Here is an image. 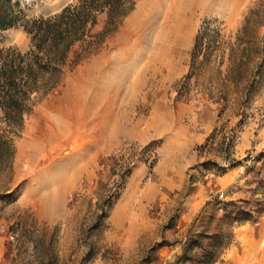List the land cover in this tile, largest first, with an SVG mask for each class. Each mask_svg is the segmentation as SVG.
Returning a JSON list of instances; mask_svg holds the SVG:
<instances>
[{
  "label": "rangeland",
  "instance_id": "obj_1",
  "mask_svg": "<svg viewBox=\"0 0 264 264\" xmlns=\"http://www.w3.org/2000/svg\"><path fill=\"white\" fill-rule=\"evenodd\" d=\"M141 1L113 27L106 14L97 17L72 48L59 85L32 97L19 134L9 132L0 111V133L14 144L11 165L0 171V264H264V0H209L193 14L183 44L169 43L174 52L166 60L158 33L168 9L154 12L157 30L144 54L114 66L100 88V108L89 121L92 127L101 121L106 138L97 142L94 128L80 130L71 145L47 149L33 164L18 162L20 150L40 136L43 115L55 114L45 106H56L93 58L123 49L111 43ZM9 2L32 19L76 0ZM8 48L24 54L30 39L20 28L0 30V49ZM220 99L230 107L217 115L207 141L192 146L201 159L184 171L182 186L166 185L165 177L156 182L162 139L140 140L134 129L148 126L151 110L162 126L159 117L168 112L165 133L171 136L192 124L204 100ZM246 138L250 146L239 157ZM81 143L92 148L73 170ZM56 160L71 164L62 183L56 182ZM224 174L234 186L215 192L212 182Z\"/></svg>",
  "mask_w": 264,
  "mask_h": 264
},
{
  "label": "trees",
  "instance_id": "obj_2",
  "mask_svg": "<svg viewBox=\"0 0 264 264\" xmlns=\"http://www.w3.org/2000/svg\"><path fill=\"white\" fill-rule=\"evenodd\" d=\"M136 1L76 0L55 15L28 19L9 0H0V30L20 28L30 39V49L24 54L0 49V111L10 133L22 131L33 96H45L59 85L72 48L84 41L97 17L106 14L107 25L113 27L133 10ZM110 31H104L101 38ZM13 157V140L0 133V171L4 164L11 165Z\"/></svg>",
  "mask_w": 264,
  "mask_h": 264
},
{
  "label": "bare ground",
  "instance_id": "obj_3",
  "mask_svg": "<svg viewBox=\"0 0 264 264\" xmlns=\"http://www.w3.org/2000/svg\"><path fill=\"white\" fill-rule=\"evenodd\" d=\"M208 1L142 0L135 13L125 21L120 34L111 43V45H117L123 47V49L112 55L108 54L109 52H103L98 57L93 58L86 67L78 71L77 76L71 79L64 91L63 98L58 101L59 105L58 102H56V106H54V102H50L45 106V111L48 109L52 113L55 112V114L52 118L43 115V120L38 125L40 136L32 138L27 151L20 150L18 162L28 160L30 164H33L38 155H41L47 149L51 150L53 147L62 144L71 145L74 136L80 130L86 132L94 128L96 130V141H103L107 136L103 123L100 121L92 127L89 121L90 116L100 108V88L104 87L106 78L114 73V66L121 65L133 54L135 56L144 54V49L149 45L150 34L157 30V14H154V12L160 9L163 10V8L168 9V17H166L165 24L158 33L159 39L164 42L158 48L161 54L160 58L166 60L170 56V54L168 56V53L174 52L173 46L171 47L169 43L173 41L172 43L176 42L178 45L183 44L192 31L193 14L197 10L204 9L208 5ZM173 35H175V39L171 40ZM167 43L168 45H166ZM59 108L62 109L59 110ZM44 123L47 125H44ZM91 148L92 145L89 143H81L80 148L74 153V161L71 162L73 165L68 163V166L71 165L72 169L75 170V164L81 162ZM75 155H77L76 158ZM68 161L69 158L65 162ZM68 166L65 168V163L56 160L57 170H61L56 173V182L62 183L64 179L68 178Z\"/></svg>",
  "mask_w": 264,
  "mask_h": 264
},
{
  "label": "crops",
  "instance_id": "obj_4",
  "mask_svg": "<svg viewBox=\"0 0 264 264\" xmlns=\"http://www.w3.org/2000/svg\"><path fill=\"white\" fill-rule=\"evenodd\" d=\"M232 85V84H231ZM249 96V92L244 95V98ZM227 99H220L216 102L209 103L204 100V107L199 113V116H193L192 124L188 128L179 130L169 136L166 131V123L168 112L163 113L164 116L159 118L163 125H158L157 118L158 114L154 110L149 112L146 121L148 126L140 124L138 128H135V133L140 140H146L148 142L156 141L157 139H162L160 143V148L158 149V167L156 168L157 174L155 176V181L161 182L162 179L166 178V185L168 186H182L184 183V171L199 163L201 157L200 153L192 150L194 144L202 145L208 139L209 134L217 125V115L223 112V115L228 111L229 104ZM189 110L191 106H186ZM235 115V114H233ZM250 146L248 138L244 140L237 147V155L240 157L242 153L247 150ZM234 179L228 175L224 174L222 177L218 178L215 182H212V190L217 191H229L234 186ZM198 192H200L198 190ZM197 192V193H198ZM189 195L188 197H191ZM119 208V207H118ZM144 230L139 231L142 234Z\"/></svg>",
  "mask_w": 264,
  "mask_h": 264
}]
</instances>
